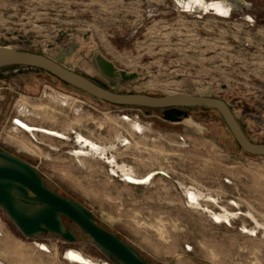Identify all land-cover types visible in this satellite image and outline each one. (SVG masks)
<instances>
[{
  "label": "rangeland",
  "instance_id": "rangeland-1",
  "mask_svg": "<svg viewBox=\"0 0 264 264\" xmlns=\"http://www.w3.org/2000/svg\"><path fill=\"white\" fill-rule=\"evenodd\" d=\"M245 1L251 4L231 18L209 12L199 19L172 0H0V45L47 55L118 93L223 99L245 134L264 143V0ZM98 53L138 78H104L94 62ZM123 116L147 130L134 133ZM15 118L70 138L36 131L32 138ZM73 131L102 144L117 143L120 132L139 148L117 143L109 155L134 166L138 176L161 169L171 178L158 174L150 184H130L99 158L79 163L71 156L79 149ZM0 146L32 164L48 188L80 202L98 225L152 264H264L262 229L256 236L241 232L243 223L255 226L244 217L232 219V226L213 222L187 203L179 185L211 192L230 210H236L232 200L244 203L242 210L264 221V156L239 149L215 110L192 108L172 122L157 109L91 97L40 69L0 67ZM62 221L76 235L73 241L53 233L26 236L0 207V260L77 264L63 258L74 248L99 264H115L79 225L66 216Z\"/></svg>",
  "mask_w": 264,
  "mask_h": 264
},
{
  "label": "water",
  "instance_id": "water-1",
  "mask_svg": "<svg viewBox=\"0 0 264 264\" xmlns=\"http://www.w3.org/2000/svg\"><path fill=\"white\" fill-rule=\"evenodd\" d=\"M172 1L181 12L195 14L198 17L207 13L204 6L196 3V0ZM224 1L228 3L229 14L227 16L218 15L225 18L231 17L232 13L242 11L243 7L247 8L249 5L245 0ZM189 2L192 4L191 8L183 9L181 7L182 4ZM213 14L217 13L213 12ZM246 18L253 21L249 15H246ZM94 62L101 75L108 80L133 81L139 76L136 72L118 69L113 62L99 53L95 55ZM10 66H24L43 70L65 84L113 105L160 110L164 118L172 122L181 121L188 117L189 110L192 108L215 110L222 117L237 144L245 153L253 156H264V143L255 142L245 134L233 110L223 99L189 94L154 96L141 93H118L65 67L47 55L0 45V67ZM14 122L23 128L26 126L31 129H40L39 126H30L17 118L14 119ZM57 136L59 138L66 137V135ZM158 174L169 177L165 171L156 170L149 173L140 182H130L133 184L147 183ZM0 207L7 211L8 216L26 236L53 233L68 241H73L76 235L67 229L62 221V216H66L79 225L115 264H152L140 255L136 248L119 238L115 233L98 225L90 210L80 202L64 197L48 188L32 164L5 151H0ZM44 245V243H40L39 247L49 250ZM67 253L66 250L64 256L71 261ZM71 262L91 264L84 258ZM101 264L111 263L101 259Z\"/></svg>",
  "mask_w": 264,
  "mask_h": 264
},
{
  "label": "bare ground",
  "instance_id": "bare-ground-1",
  "mask_svg": "<svg viewBox=\"0 0 264 264\" xmlns=\"http://www.w3.org/2000/svg\"><path fill=\"white\" fill-rule=\"evenodd\" d=\"M197 2L202 4V6H204V10L207 12V14H208V12H212V13L215 12V13H217L216 15L221 14V15L227 16L229 14V11H230L229 7H228V3L224 0H203V1L196 0V3ZM181 7L183 9L184 8H191L192 4H191V2H189L187 4L184 3V4H182ZM54 96H52V98ZM56 99L58 101H60L61 103L65 101V98H63L60 95H56ZM25 110L26 109H23L22 112L26 113ZM121 118L123 121H125L129 125V127L131 128V130L134 133L137 132L140 135H143L145 130H147V126L140 123L137 120H134V119L129 118L127 116H123ZM17 119H19V118H17ZM19 120H21V119H19ZM21 121H23V120H21ZM20 127L23 128L22 126H20ZM20 127L16 126V129H18ZM23 129L25 131H28V133L34 137L36 135L35 131L46 132L47 134H50V135L55 136V137H58L57 135H59V136L66 135V134L61 133V132H58V133H60V134H58V133H56L57 131L55 132V130H51V129L49 130L47 128H46V130H44L45 128H41V127L39 130L31 129V128L26 127V126ZM73 133L74 134L76 133V135L73 136V140L79 145V149L71 150V156H73L76 159V161H78L79 163H83L84 160L87 161L86 158H89V157L90 158H99L103 162H106L110 165V167H111L110 173H112L113 175L121 176L123 181H125L126 183H130V184L133 183L130 181L140 182V180H142L145 177V174L142 176H138L135 172V169L133 168L134 166L132 167V165L130 166L126 163L118 162L117 161V155H115V154L109 155V151L112 152L113 150H116L117 148H119V147H117V143L120 144V146L124 147L126 150L127 149L129 150L134 145L136 147H138L139 146L138 142L133 145V143L120 132H117V134H116V140L115 141L117 143L111 142L110 144H102V143L95 142L89 138L84 137L82 134L77 133L76 131H73ZM69 138L70 137L69 136L67 137V135H66V137L62 138V139L65 140V139H69ZM71 140H72V138H71ZM177 145H179V144H177ZM152 170H154V169H152ZM152 170H150V171L153 172ZM159 170H161V169H159ZM154 171H156V170H154ZM162 171H164V170H162ZM151 172H149V173H151ZM165 172L169 175V178H171L169 171L165 170ZM154 177L152 179H154ZM149 182L143 183V184L141 183L140 185L150 184ZM179 185L182 188H184V193H185V196L187 199V203L192 208H194V210L196 209V210L202 211V213H205V214L207 213L209 215V218H211V220L213 222L218 223V224L226 223V224L232 226V219H238L240 217H244V218H248L251 221H253L255 223V226L247 227L245 225V223H243L241 226V232L249 234L250 236H256L259 229L260 230L262 229L263 234H264V221L261 220L260 218H258L253 210H251V209H248L245 211L242 210L241 205H243L244 203L241 204L240 202H237L234 200H232L231 202L228 201L232 204V206H234L236 208V210H230V209H228V207H226L220 203L218 196L213 195L211 192H204L203 190H201L200 188H198L196 186H187V185L183 184L182 182H179ZM210 205H214L216 207L218 206L220 209L218 208L219 210H214L210 207ZM0 234H1V230H0ZM38 244L40 245V243H38ZM10 249L12 250L11 247H10ZM17 251H18V249H17ZM67 251H68L67 255L69 254L71 261L72 260H78L79 261L82 258H84V259L88 260L89 263H91V264H99L95 260L87 257L86 255L82 254L81 252L77 251L74 248H68ZM0 264H6V263L2 262L0 260Z\"/></svg>",
  "mask_w": 264,
  "mask_h": 264
},
{
  "label": "flooded vegetation",
  "instance_id": "flooded-vegetation-1",
  "mask_svg": "<svg viewBox=\"0 0 264 264\" xmlns=\"http://www.w3.org/2000/svg\"><path fill=\"white\" fill-rule=\"evenodd\" d=\"M249 4H251V2L249 3ZM241 12H243V10L242 11H239V12H237V13H232V15L231 16H233V15H236V14H239V13H241ZM219 17H222V16H219ZM222 18H225V17H222ZM229 18H231V17H229ZM252 18V17H251ZM253 19V18H252ZM247 21H249V22H254V19H253V21H250V20H248V19H246ZM13 122H14V119H13ZM29 125H31V124H29ZM31 126H35V125H31ZM37 127V126H36ZM24 130V129H23ZM27 134H28V132L27 131H25ZM37 132V134L38 133H41V132H38V131H36ZM29 136H31L32 138H33V136L32 135H30L29 134ZM35 140H37L36 138H34ZM0 151H5V152H7V153H9V154H12V155H14V156H17V155H15L14 153H12L11 151H9V150H7V149H4L2 146H0ZM17 151H19L18 149H17ZM18 157V156H17Z\"/></svg>",
  "mask_w": 264,
  "mask_h": 264
},
{
  "label": "trees",
  "instance_id": "trees-1",
  "mask_svg": "<svg viewBox=\"0 0 264 264\" xmlns=\"http://www.w3.org/2000/svg\"><path fill=\"white\" fill-rule=\"evenodd\" d=\"M63 84H65L64 82H62ZM65 85H67V84H65ZM67 86H69V85H67ZM144 109H147V108H144ZM202 109H205V110H208V109H206V108H202ZM147 110H150V109H147ZM237 143V142H236ZM238 147H239V145H238ZM239 149H241L240 147H239ZM242 150V149H241Z\"/></svg>",
  "mask_w": 264,
  "mask_h": 264
},
{
  "label": "built area",
  "instance_id": "built-area-1",
  "mask_svg": "<svg viewBox=\"0 0 264 264\" xmlns=\"http://www.w3.org/2000/svg\"><path fill=\"white\" fill-rule=\"evenodd\" d=\"M19 69V67H16V69H14V70H18ZM63 258H65V256H64V254H63ZM65 259H67V258H65ZM68 260V259H67ZM69 261V260H68ZM71 262V261H70ZM73 263H75V262H73Z\"/></svg>",
  "mask_w": 264,
  "mask_h": 264
},
{
  "label": "crops",
  "instance_id": "crops-1",
  "mask_svg": "<svg viewBox=\"0 0 264 264\" xmlns=\"http://www.w3.org/2000/svg\"><path fill=\"white\" fill-rule=\"evenodd\" d=\"M206 15H208V14H206ZM204 16H205V15H202V16H200V17H196V18L202 19Z\"/></svg>",
  "mask_w": 264,
  "mask_h": 264
}]
</instances>
